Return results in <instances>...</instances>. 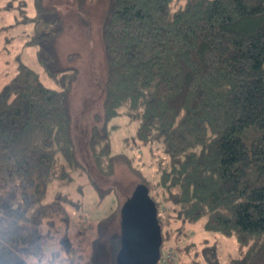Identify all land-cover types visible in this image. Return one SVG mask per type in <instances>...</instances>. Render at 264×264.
<instances>
[{
    "label": "trees",
    "instance_id": "obj_1",
    "mask_svg": "<svg viewBox=\"0 0 264 264\" xmlns=\"http://www.w3.org/2000/svg\"><path fill=\"white\" fill-rule=\"evenodd\" d=\"M33 1L30 16L19 0V22L32 24L27 42L56 86L19 61L0 89V264H40L56 241L69 250L71 211L82 202L62 191L46 201L49 184L93 176L73 133L78 70L61 66L56 47L62 13ZM102 38L104 124L88 143L96 170L108 177L119 158L129 163L157 205L163 242L169 223L179 222L180 240L205 217V231L237 244L224 262L217 244L187 250V264H264V0H108ZM119 114L138 120L137 144L164 152L154 177L113 153L108 122ZM92 180L102 195L113 190ZM113 216L96 225L90 264H117L121 232L104 240Z\"/></svg>",
    "mask_w": 264,
    "mask_h": 264
},
{
    "label": "rangeland",
    "instance_id": "obj_2",
    "mask_svg": "<svg viewBox=\"0 0 264 264\" xmlns=\"http://www.w3.org/2000/svg\"><path fill=\"white\" fill-rule=\"evenodd\" d=\"M27 13L35 14L33 0H25ZM47 5L59 7L64 21V30L56 40L61 66H74L78 70L70 94L73 116V133L77 153L81 163L92 173L106 191L103 195L95 186L88 171L74 172V179L68 182L56 180L49 184L45 198L49 201L55 192L68 193L74 200L82 202L81 208L72 210L69 223L70 248L65 250L59 242H54L40 255V264H90L92 240L97 235V223L103 217L114 213L113 219L106 224L104 240L115 232H121L120 207L130 197L142 178L135 173L129 163L119 158L115 164L114 174L103 177L94 167L89 150V139L95 126L104 124L103 101L107 77V61L102 38V24L108 8V0H44ZM10 4V7L7 5ZM22 18L19 0H0V89L13 76L19 61L37 69L43 82L55 87L56 83L47 75L37 59L38 46L28 44L32 33V24L19 22ZM70 54H76L69 59ZM114 154H126L134 157V163L144 174L154 177L159 161L165 154L158 146L147 147L136 143L138 120H130L125 114H119L108 122ZM133 145V147H131ZM205 217L198 224L188 225V237L178 240L176 236L179 222L167 225V239L163 242L161 264H173L181 253L199 249L203 252L205 245L217 244L220 259L230 257L237 252L235 241L205 231L202 227ZM62 229V227H60ZM197 242L184 249L185 242ZM55 251V252H54ZM58 252V253H56ZM192 251L191 254H193ZM190 258L185 256L179 264H187Z\"/></svg>",
    "mask_w": 264,
    "mask_h": 264
},
{
    "label": "water",
    "instance_id": "obj_3",
    "mask_svg": "<svg viewBox=\"0 0 264 264\" xmlns=\"http://www.w3.org/2000/svg\"><path fill=\"white\" fill-rule=\"evenodd\" d=\"M121 247L117 264H157L163 245L158 208L140 183L121 209Z\"/></svg>",
    "mask_w": 264,
    "mask_h": 264
}]
</instances>
